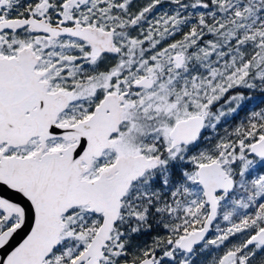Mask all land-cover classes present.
Returning <instances> with one entry per match:
<instances>
[{
	"label": "snow or ice",
	"instance_id": "obj_1",
	"mask_svg": "<svg viewBox=\"0 0 264 264\" xmlns=\"http://www.w3.org/2000/svg\"><path fill=\"white\" fill-rule=\"evenodd\" d=\"M0 264H264V0H0Z\"/></svg>",
	"mask_w": 264,
	"mask_h": 264
},
{
	"label": "trees",
	"instance_id": "obj_2",
	"mask_svg": "<svg viewBox=\"0 0 264 264\" xmlns=\"http://www.w3.org/2000/svg\"><path fill=\"white\" fill-rule=\"evenodd\" d=\"M242 115L243 114H241V117H242ZM237 122H239V119H237V120H233L232 118H228L227 119V121L221 126V128H220V132H221V134H223V129L224 128H231V127H233L234 125H235V123H237ZM149 237H147V236H144V237H141V239H148Z\"/></svg>",
	"mask_w": 264,
	"mask_h": 264
}]
</instances>
